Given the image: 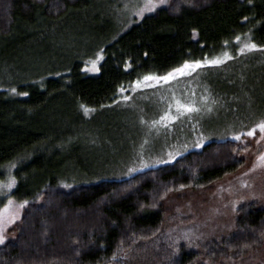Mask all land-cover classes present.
<instances>
[{"label":"trees","instance_id":"obj_1","mask_svg":"<svg viewBox=\"0 0 264 264\" xmlns=\"http://www.w3.org/2000/svg\"><path fill=\"white\" fill-rule=\"evenodd\" d=\"M107 3L0 0V181L12 175L10 196L28 201L0 264L218 263L264 250V206L256 202L238 208L232 230L208 251L164 239L160 199L236 173L244 160L234 140L123 179L92 173L80 156L79 171H65L82 136L108 119H89L85 109L108 112L120 88L144 75L234 55L246 40L264 47V0H175L124 27ZM95 53L99 71L88 73Z\"/></svg>","mask_w":264,"mask_h":264},{"label":"rangeland","instance_id":"obj_2","mask_svg":"<svg viewBox=\"0 0 264 264\" xmlns=\"http://www.w3.org/2000/svg\"><path fill=\"white\" fill-rule=\"evenodd\" d=\"M174 2L168 0L167 4L156 7L155 11L145 10L142 17L136 12L143 7L145 0H108L105 11L119 27H124L162 7H171ZM243 43L248 41L240 43V46ZM229 54L233 58L225 63L204 66L170 84L136 90H133L134 84L128 86L126 91L120 92L119 99L107 108L108 112L100 116L101 112L89 110V119H108L103 120L102 124L96 122L95 131L82 136V141L72 151L76 160H70L65 165V171L69 174L78 172L73 165L79 162L76 157L80 156L87 158L92 173L111 176L110 179H123L149 168L171 164L189 151L200 150L210 141L238 142L236 150H241L239 156L244 163L236 173L200 190L186 188L159 196L163 197L159 203L167 213L162 230L164 239L175 246L208 251L213 243L232 230L239 207L250 202L264 206V163L258 159L264 154V140L260 139L264 134L257 129L254 136L246 135L259 119L264 118V51L258 48L246 50L244 54L239 51L234 55ZM97 55L95 53L87 60L85 70L88 73L98 72L93 70L91 63L96 61L99 68L101 59H97ZM170 88L178 96L192 89L198 102L201 95H209L210 100L217 103L212 104L211 112L184 115L168 127L157 125L152 128L150 122L157 120L166 107V102L161 101L160 97L170 96ZM125 96L131 99L126 101ZM141 119L149 123H141ZM106 121L112 126H108ZM241 133L245 135L240 140L234 139ZM197 143L202 147H196ZM177 152L180 154L170 160L168 154ZM160 160L168 162L158 163ZM142 161L149 167L142 168ZM133 167L142 170L129 175V169ZM12 179V175H9L0 181V198L6 199L4 206L9 199L12 201L4 222L0 224L7 237L5 243L16 238L10 235V230L20 223L24 214V206L19 207L21 202L10 196L16 187V181L11 189L7 187ZM13 217V222H9ZM235 260L228 258L213 263L203 259L199 264H264V250ZM117 263L121 264L119 261Z\"/></svg>","mask_w":264,"mask_h":264},{"label":"snow or ice","instance_id":"obj_3","mask_svg":"<svg viewBox=\"0 0 264 264\" xmlns=\"http://www.w3.org/2000/svg\"><path fill=\"white\" fill-rule=\"evenodd\" d=\"M251 2V0H249ZM168 0H145V3L143 7H140L139 10L136 12V15L143 16L144 11L147 10L149 12L155 11L156 7L159 5L167 4ZM127 7V6H126ZM247 19V17H245ZM236 41H241L240 36L235 37ZM227 43V42H225ZM260 48V50L264 51V47L258 46L255 43H243L239 48L238 51L240 54H244L247 51H252ZM233 57L225 52L222 56H216L214 58L208 59L204 58L202 60H194V61H185L183 64H181L178 67L172 68L170 71H167L163 75H157V74H147L142 77V79H137L134 82V88L141 89L143 87L148 86H159L161 84H170L172 81H178L180 77L184 76H190L193 72H195L197 69H200L204 66H218L223 63H225L226 60L232 59ZM97 59H103V56L98 54ZM93 64V70L99 71V68L96 67V61L91 62ZM127 67V66H126ZM13 92L16 91V89H12ZM126 91L125 88L121 87L120 92ZM170 96H161L160 100L166 102V107L163 109L162 114L159 116L157 120H153L150 122L151 127L155 128L157 125H162L163 127H168L171 122H174L178 118L184 115H190L192 113H200V112H211L212 111V104L217 103L215 100H210L209 95H201L199 98V102L196 99V93L194 90L189 89L187 93H181L179 96L177 93L169 89ZM207 91V90H205ZM21 95H27L28 93H20ZM124 99L130 100V96H125ZM175 110V112L173 111ZM85 111H89L88 109H85ZM141 123H149L148 121H145L141 119ZM257 129L260 131V133L264 134V118L259 119L255 125L247 131L246 135L251 137L256 134ZM245 135V133L238 134L234 137L236 140H240L241 136ZM261 140H264V135L260 136ZM259 142V141H257ZM196 147H202L201 144L197 143L195 145ZM180 153L177 152L175 154L169 153L170 160H174L176 155H179ZM259 161L264 163V154H261L258 157ZM158 163H167L168 161L160 160L157 161ZM142 168L149 167L148 164L141 162ZM142 168H131L129 169L128 174L131 175L134 172L141 171ZM15 183L14 178L10 181V183L7 185L9 189L12 188L13 184ZM65 187H70V185H65ZM183 187V185L181 186ZM28 201H23L19 207H23L26 205ZM12 205V201L9 199L8 204L4 206L2 210H0V224L4 222L5 214L8 213L10 206ZM14 217L10 218L9 222H13ZM7 240L6 235L4 234V231L2 228H0V245L4 244Z\"/></svg>","mask_w":264,"mask_h":264}]
</instances>
